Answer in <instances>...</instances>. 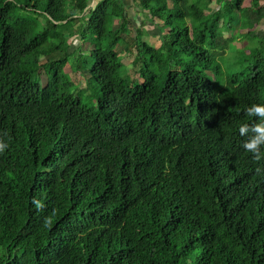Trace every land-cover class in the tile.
I'll use <instances>...</instances> for the list:
<instances>
[{"label": "trees", "instance_id": "trees-1", "mask_svg": "<svg viewBox=\"0 0 264 264\" xmlns=\"http://www.w3.org/2000/svg\"><path fill=\"white\" fill-rule=\"evenodd\" d=\"M131 1L160 44L124 0H0V264H264V159L239 135L264 35L244 72L224 57L264 3Z\"/></svg>", "mask_w": 264, "mask_h": 264}, {"label": "rangeland", "instance_id": "rangeland-1", "mask_svg": "<svg viewBox=\"0 0 264 264\" xmlns=\"http://www.w3.org/2000/svg\"><path fill=\"white\" fill-rule=\"evenodd\" d=\"M10 1H14V0H10ZM251 2L252 0H239V6L240 9H248L251 7ZM124 3L126 5L127 8V12L129 15V18L132 22V27L130 30V35L131 36H135L136 34V30H143L144 34H143V39L150 41L151 43L158 45L160 44V37H161V30L164 32L166 31L165 29H159L158 27H156L155 25L149 23L145 18L143 13L139 12L136 8V6H134V4L132 3L131 0H124ZM264 0L260 1V4H263ZM221 5L220 1L217 0H213V2L210 5V9H214L217 10L218 7ZM91 7L95 6V2H92ZM40 22H43V19L40 18ZM254 29V30H253ZM253 29H248V27L244 26H236L233 27V29L230 31L232 33V36H235L236 41L232 44L233 46L230 47V53L225 52L224 53V57L227 58V60L225 61L226 63V69L228 71V73H232V74H236V73H242L245 70V60L246 58H249L250 54H251V50L250 47L253 44H257V35L259 34V36L261 37V35H264V20H262L259 25H256L253 27ZM258 33H255V32ZM261 33V35H260ZM163 35V34H162ZM73 47L70 51V54L73 53L74 50L77 49H82V43L81 42H74L72 43ZM235 46V47H234ZM90 46L85 47V50H89ZM123 49V47H122ZM121 49V52H122ZM123 63L124 65H126L129 68V64H130V57L126 56L123 53ZM52 59H58L57 56L52 57ZM73 61V60H71ZM249 61V60H248ZM44 63V61H43ZM42 63V64H43ZM75 63V62H74ZM73 63V64H74ZM67 71V70H66ZM68 73V71H67ZM71 74V73H68ZM46 78L44 72L41 70L39 72V80L42 86H44L46 84ZM73 79V77H72ZM73 80H75L77 82V80L74 78ZM80 82V87H81V91H85L82 90L85 87V84H83V78L78 79ZM220 81L218 80V83ZM88 87H90V83L88 85ZM87 88V87H86ZM87 91V90H86ZM85 91V92H86Z\"/></svg>", "mask_w": 264, "mask_h": 264}, {"label": "clouds", "instance_id": "clouds-1", "mask_svg": "<svg viewBox=\"0 0 264 264\" xmlns=\"http://www.w3.org/2000/svg\"><path fill=\"white\" fill-rule=\"evenodd\" d=\"M245 115L253 118L251 124H242L239 127V135L246 137L242 142V148L252 155L253 162H259L264 159V104L253 103L245 109ZM6 135V133H5ZM8 145L0 138V153H3ZM257 173H261L264 169L257 168ZM35 209L40 211L44 208V204L40 200L33 198L31 201ZM55 212L44 219V226L51 227Z\"/></svg>", "mask_w": 264, "mask_h": 264}]
</instances>
